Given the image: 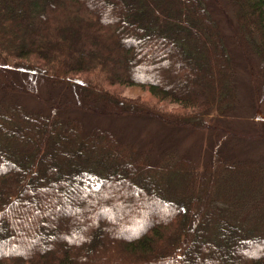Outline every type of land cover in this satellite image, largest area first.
Masks as SVG:
<instances>
[{
  "label": "trees",
  "instance_id": "1",
  "mask_svg": "<svg viewBox=\"0 0 264 264\" xmlns=\"http://www.w3.org/2000/svg\"><path fill=\"white\" fill-rule=\"evenodd\" d=\"M120 118L171 134L88 121ZM233 139L264 144V0H0V264H264V155Z\"/></svg>",
  "mask_w": 264,
  "mask_h": 264
},
{
  "label": "rangeland",
  "instance_id": "2",
  "mask_svg": "<svg viewBox=\"0 0 264 264\" xmlns=\"http://www.w3.org/2000/svg\"><path fill=\"white\" fill-rule=\"evenodd\" d=\"M116 93L118 96L122 99H125L130 102L138 103V104H148V105H155L157 104V101L148 93L147 90L141 89L139 87H116L115 88ZM164 107V109L168 111H175L177 110L176 105L163 103L160 104ZM257 117V116H256ZM255 116L248 115L247 121H251L254 119ZM94 119V118H93ZM89 119L91 125L94 124H100L104 128L111 129L113 132H116V134L124 133L126 134L127 138L133 142L135 147L144 146V144L150 142V141H159L165 140V136L167 134H171V132L166 129V127H163L162 125L153 122V121H144V120H133L131 118H120L118 120L112 121V120H93ZM257 119V118H255ZM227 122H232L233 127H236L237 131H244L247 130L246 127H243L244 121L239 120V118H232L228 120ZM239 133V132H238ZM176 138H178L179 144H177V147L179 151H193V153L197 152L201 147H206L208 143V136L207 135H201L200 132L193 133L188 135L187 132H181L180 134H174ZM231 142H234V144L237 145L238 148L245 147L247 148V151L249 152V156H256L262 154L264 155V144L252 142L250 140H232ZM245 154V153H244Z\"/></svg>",
  "mask_w": 264,
  "mask_h": 264
}]
</instances>
